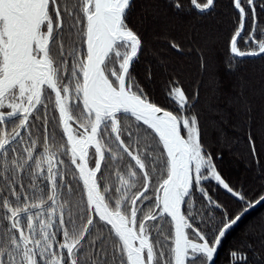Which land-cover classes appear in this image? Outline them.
Returning a JSON list of instances; mask_svg holds the SVG:
<instances>
[{
    "label": "snow or ice",
    "instance_id": "snow-or-ice-1",
    "mask_svg": "<svg viewBox=\"0 0 264 264\" xmlns=\"http://www.w3.org/2000/svg\"><path fill=\"white\" fill-rule=\"evenodd\" d=\"M187 3L188 14L203 16L218 0ZM134 5L0 0V264H214L229 231L264 202L221 177L178 80L167 89L174 108L141 86L145 44L130 23ZM232 6L230 52L264 59L257 0ZM170 7L184 14L185 0ZM205 180L242 202L208 232L195 222V190L212 202ZM231 256L247 264L239 251Z\"/></svg>",
    "mask_w": 264,
    "mask_h": 264
},
{
    "label": "trees",
    "instance_id": "trees-1",
    "mask_svg": "<svg viewBox=\"0 0 264 264\" xmlns=\"http://www.w3.org/2000/svg\"><path fill=\"white\" fill-rule=\"evenodd\" d=\"M171 2L135 0L129 19L145 44L137 79L149 98L166 108H174L166 98L170 80L180 82L194 104L191 110L199 117L202 142L217 171L254 202L264 195V59L235 57L230 52L229 39L237 24L232 0H218L215 12L203 16L188 14L187 0L185 13L178 15ZM261 3L264 0H257L258 29L264 27ZM172 43L180 50L172 48ZM238 46L247 50L243 42ZM47 111L51 120V102ZM48 126L51 129L55 124ZM67 173L71 179V166H67ZM37 183L43 186L41 181ZM201 186L212 199L210 203L195 190L199 209L195 222L203 231L214 228L223 212L234 215L241 210L242 202L216 181L205 180ZM217 203L222 207H215ZM165 231H170V226ZM233 251L242 252L247 264H264V203L247 212L229 231L214 264H245L232 262Z\"/></svg>",
    "mask_w": 264,
    "mask_h": 264
},
{
    "label": "water",
    "instance_id": "water-1",
    "mask_svg": "<svg viewBox=\"0 0 264 264\" xmlns=\"http://www.w3.org/2000/svg\"><path fill=\"white\" fill-rule=\"evenodd\" d=\"M262 203H264V202H261V203H259V204H256L255 207H252L249 211L255 209L257 206L261 205ZM249 211H248V212H249ZM246 214H247V213H246ZM244 216H245V215H244ZM244 216H243V217H244ZM243 217H242V218H243ZM219 248H220V247H219ZM219 248H218V250H217V254H216V256L214 257V263H215V260H216V258H217V255H218Z\"/></svg>",
    "mask_w": 264,
    "mask_h": 264
},
{
    "label": "built area",
    "instance_id": "built-area-1",
    "mask_svg": "<svg viewBox=\"0 0 264 264\" xmlns=\"http://www.w3.org/2000/svg\"><path fill=\"white\" fill-rule=\"evenodd\" d=\"M240 253H242V252H240ZM242 254H243V253H242ZM230 257H231L233 263H237V261H239V262H240V261H243V260H239L237 257H233V256H231V255H230Z\"/></svg>",
    "mask_w": 264,
    "mask_h": 264
}]
</instances>
